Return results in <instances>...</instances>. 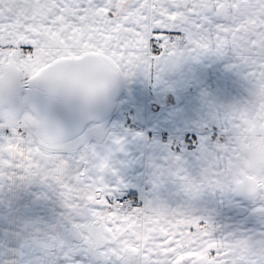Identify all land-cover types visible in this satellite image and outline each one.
<instances>
[{
    "label": "snow or ice",
    "instance_id": "1",
    "mask_svg": "<svg viewBox=\"0 0 264 264\" xmlns=\"http://www.w3.org/2000/svg\"><path fill=\"white\" fill-rule=\"evenodd\" d=\"M0 264H264V0H0Z\"/></svg>",
    "mask_w": 264,
    "mask_h": 264
},
{
    "label": "crops",
    "instance_id": "2",
    "mask_svg": "<svg viewBox=\"0 0 264 264\" xmlns=\"http://www.w3.org/2000/svg\"><path fill=\"white\" fill-rule=\"evenodd\" d=\"M146 102V105L149 107V108H151V106L153 105V104H155L156 105V108L159 110L160 109V104H158L154 99H148L147 101H145ZM154 114H159L158 113V111L156 112V113H154Z\"/></svg>",
    "mask_w": 264,
    "mask_h": 264
},
{
    "label": "rangeland",
    "instance_id": "3",
    "mask_svg": "<svg viewBox=\"0 0 264 264\" xmlns=\"http://www.w3.org/2000/svg\"><path fill=\"white\" fill-rule=\"evenodd\" d=\"M146 103V102H145Z\"/></svg>",
    "mask_w": 264,
    "mask_h": 264
}]
</instances>
